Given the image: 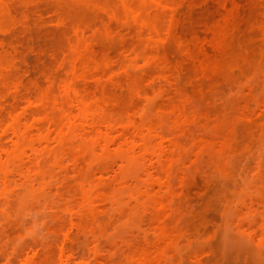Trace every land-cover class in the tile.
<instances>
[{"label":"rangeland","instance_id":"1","mask_svg":"<svg viewBox=\"0 0 264 264\" xmlns=\"http://www.w3.org/2000/svg\"><path fill=\"white\" fill-rule=\"evenodd\" d=\"M51 3L56 67L24 62L39 49L1 41L23 15L0 17V264L56 236L64 264H264V0ZM38 109L48 149L14 147Z\"/></svg>","mask_w":264,"mask_h":264},{"label":"bare ground","instance_id":"2","mask_svg":"<svg viewBox=\"0 0 264 264\" xmlns=\"http://www.w3.org/2000/svg\"><path fill=\"white\" fill-rule=\"evenodd\" d=\"M51 1L52 0H0V17L17 14H22L24 17L22 25H13L12 28L8 29V37H4L1 41L4 42L7 38H12L14 42L23 46L39 49L36 57H32L29 54L24 55L23 61L26 63H31L36 59L46 67H56L58 62L57 50L55 48L48 50L46 44L48 40L56 38V34H58V30L46 27V14L54 9ZM100 19L101 21H105L103 16L100 17ZM127 30L129 35L134 29ZM61 36L62 37L57 39H63L66 37L65 34H62ZM125 36L126 33H123L120 38ZM47 75L50 81L55 83L60 77V72L49 69L47 70ZM9 106L13 110L16 104L11 103L9 105H4L2 112L4 113L7 111ZM10 128L11 135H5V137H10L14 147H17L19 143L23 141L35 139L38 141V146L41 147L40 152L44 153L48 149V141L51 140L54 131L58 127L56 126V123L46 121L41 116L40 110L38 109L32 113L31 120H28L24 113L20 118L13 121ZM87 128L88 135L93 134L96 131L99 133L101 132L100 127L94 122L88 124ZM127 140L128 138H126L124 131H120L116 139H105L103 145H101V149L105 151L112 146H118L120 148L124 143L127 145ZM11 155L12 151L10 152L8 147L3 145L0 146V164L4 157L8 158ZM9 182V174L0 175V186L2 187V190H5L9 186ZM7 234L8 237L13 239L16 238L17 231L14 228H10L7 230ZM63 248L64 243H62L56 236L47 244L48 255H46L45 259L33 261L30 264H64L62 263ZM9 264L15 263L10 262ZM26 264H28L27 261ZM196 264H204V262L197 261Z\"/></svg>","mask_w":264,"mask_h":264}]
</instances>
